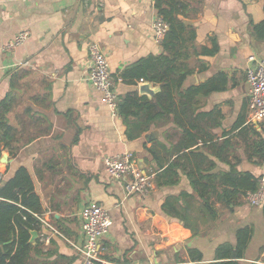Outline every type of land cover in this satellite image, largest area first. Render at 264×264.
Segmentation results:
<instances>
[{
	"label": "crops",
	"instance_id": "crops-1",
	"mask_svg": "<svg viewBox=\"0 0 264 264\" xmlns=\"http://www.w3.org/2000/svg\"><path fill=\"white\" fill-rule=\"evenodd\" d=\"M176 2L175 15L185 24L181 63L193 70L183 86L198 85L221 71L227 75L224 90L195 99L198 116L219 110L221 122L210 123L209 129L220 136L221 127L230 129L241 114L249 122L245 68L249 55L264 59V39L255 38L251 24L264 17V0ZM156 14L152 0H0V102H5L0 110L10 128L7 143L0 141V175L8 178L26 168L41 203L38 214L53 227L39 221L25 264H84L67 240L80 241V210L88 201L103 206L110 216L104 237L110 264H209L217 245L234 244L236 230L245 225L252 233L239 261L264 264L263 206H250L245 195L228 210L215 201L218 217L209 221L205 234L192 237L188 228L162 211L166 196L195 194L187 174L180 171L172 186L158 187L154 179L159 163L166 167L187 151L180 146L182 130L172 115L129 137L123 117L117 110L111 114L102 92L86 79L88 45L96 43L109 64L118 101L131 91L148 98L158 92L157 83L120 79L127 66L162 53V41L155 40L152 26ZM23 30L29 37L5 50L3 45ZM212 39L218 50L202 55L201 48L212 47ZM144 83L154 91L152 96L139 92ZM205 121H199L200 127ZM254 127L264 137V119ZM149 130L156 131L157 138L146 142ZM125 151L154 174V188L145 196L128 195L123 182L111 179L104 168L105 156ZM4 154L7 161H1ZM239 155V170L264 175V158L255 163L257 158H249L246 151ZM216 162L212 171L229 168ZM191 176H199L193 166ZM188 247L201 260L191 261Z\"/></svg>",
	"mask_w": 264,
	"mask_h": 264
},
{
	"label": "trees",
	"instance_id": "trees-1",
	"mask_svg": "<svg viewBox=\"0 0 264 264\" xmlns=\"http://www.w3.org/2000/svg\"><path fill=\"white\" fill-rule=\"evenodd\" d=\"M176 1L155 3L157 13L169 25L161 43L162 53L140 58L120 74V79L129 83H157L160 87L158 92L148 98L131 91L118 101L117 111L127 125L129 137H135V130L145 132L151 122L166 120L170 115L182 130L180 146L187 151L179 154L166 167L159 163L160 171H157L154 179L158 187L172 186L177 183L179 172L185 171L195 194L181 191L177 195L166 196L162 211L177 219L194 237L205 234L209 221L218 217L215 201L221 203L222 209H232L242 203L247 192L258 188L260 176L239 170V153L246 151L249 158L256 157L254 162L259 163L264 158V137L254 127L255 124L245 123L242 114L230 129L221 127L220 136L209 129L210 123L216 126V123L221 122L219 110L205 112L201 116L195 114L196 95L206 96L212 91L224 90L227 75L221 71L198 85L183 86L185 78L193 70L181 63L185 57L181 51L185 24L175 15L173 4H177ZM251 24L255 38L263 40L264 17ZM211 43L212 47L201 48L202 55H213L218 50L213 39ZM205 65L202 64L199 70L204 69ZM4 108L5 102L1 101L0 109ZM3 112L0 110V141L6 142L10 138V128L3 120ZM201 120H206L202 127L199 125ZM145 148L151 154L156 153L153 147ZM230 154L231 159L228 158ZM215 159L229 168L212 171L217 166ZM191 166L199 174L198 177H190ZM262 206L264 210V204ZM32 213H41V203L31 176L26 168L20 167L12 176L0 180V264H25L31 249V232L40 226L39 220ZM251 233L252 228L248 225L238 228L235 243L224 241L218 244L215 259L209 264H242L239 259L243 257ZM188 251L191 261L201 260L200 254L193 255L192 252L196 251L193 247H188Z\"/></svg>",
	"mask_w": 264,
	"mask_h": 264
},
{
	"label": "built area",
	"instance_id": "built-area-1",
	"mask_svg": "<svg viewBox=\"0 0 264 264\" xmlns=\"http://www.w3.org/2000/svg\"><path fill=\"white\" fill-rule=\"evenodd\" d=\"M154 3L164 0H152ZM152 26L155 40L161 42L168 30V23L156 14ZM29 37L26 30L17 32L12 39L3 46L5 50L14 49ZM90 66L86 76L87 81L102 92V100L110 109L112 115L116 113L118 97L115 92V80L109 69L105 54L96 43L88 45ZM245 68L246 82L248 84V121L256 124L264 119V59L256 55H249ZM104 168L109 177L124 184L125 192L130 195L145 196L154 188L153 173H149L140 166L137 156L131 152L107 155L103 159ZM0 175V180H1ZM245 201L250 206L264 204V175L259 178V186L255 191L247 192ZM42 224L53 228L49 220L32 213ZM81 239L79 242L69 243L82 255L84 264H110L105 257L108 246L104 237L109 232L110 216L108 211L98 203L88 201L80 210ZM181 264V263H180Z\"/></svg>",
	"mask_w": 264,
	"mask_h": 264
},
{
	"label": "water",
	"instance_id": "water-1",
	"mask_svg": "<svg viewBox=\"0 0 264 264\" xmlns=\"http://www.w3.org/2000/svg\"><path fill=\"white\" fill-rule=\"evenodd\" d=\"M138 88H139V92L140 93L148 94L150 96H152L154 94V91L151 88H149V84L148 83L140 84L138 86ZM155 138H157V133L154 130H149L148 132H146L144 134V139H145L146 142H150L151 140H153ZM5 157H7L6 154H4L2 156L1 161H7V160H5ZM138 161L140 163L141 168L143 169V172H145L143 162L141 161V159H138ZM31 233H32L33 236L35 235L34 231H32ZM33 236H32L31 239H33Z\"/></svg>",
	"mask_w": 264,
	"mask_h": 264
},
{
	"label": "rangeland",
	"instance_id": "rangeland-1",
	"mask_svg": "<svg viewBox=\"0 0 264 264\" xmlns=\"http://www.w3.org/2000/svg\"><path fill=\"white\" fill-rule=\"evenodd\" d=\"M161 132H162V131H161ZM161 132H160V133H161Z\"/></svg>",
	"mask_w": 264,
	"mask_h": 264
}]
</instances>
